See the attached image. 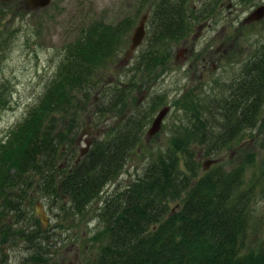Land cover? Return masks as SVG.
<instances>
[{
    "label": "trees",
    "instance_id": "16d2710c",
    "mask_svg": "<svg viewBox=\"0 0 264 264\" xmlns=\"http://www.w3.org/2000/svg\"><path fill=\"white\" fill-rule=\"evenodd\" d=\"M150 20L148 47L134 67L143 75L168 62L165 46L187 36L191 25L183 0H159ZM131 24L132 19L114 26L96 22L83 29L63 48L55 75L38 103L0 139V244L19 237L30 240L26 227L12 230L6 216L20 211L19 198L26 197L31 187L66 198L70 211L82 215L105 185L119 177L141 142L151 112L140 106L124 112L130 85L107 90L96 81ZM243 68L226 94L208 96L213 98L206 103L198 95H187L191 97L182 100L181 108L189 112V121L179 119L167 147L151 154L143 173L125 189L105 197L97 213L102 228L90 237L99 243L94 264H264V242L246 249L256 182L244 185L246 164L253 163V155L248 163L228 169L215 164L202 171L190 147L206 135L227 144L241 130L254 128L264 104V46ZM135 79L132 76L130 81ZM96 89L106 98L99 114L120 108L121 122L65 168L66 157L75 153L74 130ZM214 123L219 126L217 134ZM259 148L258 181L264 183V128ZM213 154L211 148L206 152ZM31 248L28 264H45L41 242Z\"/></svg>",
    "mask_w": 264,
    "mask_h": 264
},
{
    "label": "rangeland",
    "instance_id": "374dc122",
    "mask_svg": "<svg viewBox=\"0 0 264 264\" xmlns=\"http://www.w3.org/2000/svg\"><path fill=\"white\" fill-rule=\"evenodd\" d=\"M158 1L51 0L44 8L27 9L18 0H0V139L38 103L55 75L65 45L96 22L114 26L132 19V24L120 36L115 54L98 71L96 81L107 90L113 89L115 85H130L129 106L124 112L132 111L136 106L151 112L141 142L128 157L119 177L105 185L100 197L92 201L82 215L70 211L66 198L51 197L36 185L28 190L26 197H20V190L15 191L23 203L20 206L23 213L11 211L6 221L12 230L26 227L25 231L31 237L30 240L23 237L8 239L0 244V264H28L27 258L33 252L31 246L39 242L43 247L45 264H94L99 243L91 241L90 237L102 228L97 213L105 197L125 189L143 173L151 154L167 147L179 119L189 121V112L181 108L182 100L191 97L187 95H198L206 103L207 99L213 98L208 96L220 91L228 93L232 82H237V78L241 77L244 64L264 46V20L240 27L244 16L263 0H237L235 10L226 7L229 0H217L215 12L218 21L205 27L199 35H195V26L205 20L201 18L195 21L185 37V43L182 38L165 46L170 53L168 62L153 73L143 75L135 71L134 67L139 54L148 47L150 19ZM188 1L194 7L201 6L203 0ZM209 1L213 6L215 0ZM231 1L236 3L235 0ZM144 13L148 14L145 38L135 52L127 55L133 29ZM218 47L225 49V52L220 53L216 69L209 66L208 72L200 77L196 62L201 61L203 56H213ZM132 76L136 78L135 81H130ZM105 101L106 98L98 89L91 94L88 106L74 130L75 153L67 156L66 161L63 158L60 160L61 163L65 161V168H69L78 158L86 144L89 147L94 140L105 137L110 128L120 124V108L106 115L99 114ZM166 105L170 106V111L163 120L161 130L147 140L145 133L148 127L158 110ZM257 117L254 128L241 130L227 144L221 143L218 136L210 138L211 135H206L204 139L190 145L202 171L215 164L226 165L228 169L241 162L248 163L247 159L253 155V163L246 164L244 185L246 188L250 181L256 182L254 197L249 205L247 250L264 242V183L258 181L262 157L259 138L264 128V104ZM214 125L217 134L219 126L217 123ZM209 148L214 149L213 155H206ZM212 159L216 161L203 167L204 162ZM174 207L175 203H171L170 209ZM37 210L48 217L44 229L36 216ZM42 230L45 231L44 235L39 234Z\"/></svg>",
    "mask_w": 264,
    "mask_h": 264
},
{
    "label": "flooded vegetation",
    "instance_id": "af4514ba",
    "mask_svg": "<svg viewBox=\"0 0 264 264\" xmlns=\"http://www.w3.org/2000/svg\"><path fill=\"white\" fill-rule=\"evenodd\" d=\"M5 1H9V0H5ZM28 1L29 0H18V2L22 6H25V8H27V9H31V8H29ZM183 1H184L185 5L187 7L188 18L191 21L190 29H191V26L193 25V23L195 21H197V20L199 21V20H201V18H202V20H205V22L201 23L200 25L195 26L197 28L196 30H194L195 35H199L205 27H210V26L213 25L214 21H218V18L216 17L217 14L215 12L216 11L215 6H216L217 0L214 1L213 6L210 4L209 0H203L201 6H197L196 5L194 7L189 5V1L188 0H183ZM241 1L247 2V1H251V0H241ZM235 2L236 3H233L231 0H229L228 3L226 4V7L229 10L230 9H234L235 10L236 8H234V7L237 5V0H235ZM263 3H264V0L258 6H260ZM220 5L221 6L223 5L222 1H221ZM258 6H256L255 8H257ZM255 8H253L249 13H247L244 16V18L240 22V27L241 26L255 24V23H259L260 21L264 20V19H262L260 21H256V20L250 19V14L252 13V11ZM214 25H215V23H214ZM189 31H188V33H189ZM186 41H187V39H185V37H184L183 42L185 43ZM221 47H223V46L221 45ZM224 50L225 49L221 50L220 47H218L216 49V51L214 52L213 56L212 55L203 56V57H201V61L196 62L200 77H203L208 72L209 66H211V68L213 70L216 69L218 60L220 58L219 55H220V53H224L225 52ZM183 51L186 52L187 50H183Z\"/></svg>",
    "mask_w": 264,
    "mask_h": 264
},
{
    "label": "water",
    "instance_id": "95a60500",
    "mask_svg": "<svg viewBox=\"0 0 264 264\" xmlns=\"http://www.w3.org/2000/svg\"><path fill=\"white\" fill-rule=\"evenodd\" d=\"M51 0H29V8H44L50 4ZM264 17V4L256 8L251 14L250 19L252 20H260ZM146 20V14H143V16L138 21V24L133 29L132 35H131V44L129 46V50L127 51V55L132 54V52L135 51V49L141 44V42L144 39L145 36V24ZM170 110L169 106L162 107L157 115L154 117L153 121L151 122V125L147 129V132L145 134L147 140L150 139L152 136H154L156 133H158L162 126V121L165 118V116L168 114ZM216 160H208L203 163V167H208L211 163H214ZM36 216L38 217L39 221L43 225V227H46L48 222V217L41 212L40 210L36 211Z\"/></svg>",
    "mask_w": 264,
    "mask_h": 264
}]
</instances>
